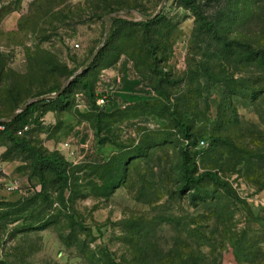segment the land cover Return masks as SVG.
<instances>
[{"label": "rangeland", "instance_id": "374dc122", "mask_svg": "<svg viewBox=\"0 0 264 264\" xmlns=\"http://www.w3.org/2000/svg\"><path fill=\"white\" fill-rule=\"evenodd\" d=\"M127 1L138 10L115 12L104 37L98 0H0V122L72 78L63 101L45 99L9 129L62 156L66 184L46 171L43 186L0 129V264H264V53L237 44L264 51V0H196L229 46L182 0H167L147 33L140 15L161 0ZM103 40L104 55L75 75ZM123 51L144 88L161 85L144 115L95 91ZM205 171L220 183L198 180Z\"/></svg>", "mask_w": 264, "mask_h": 264}, {"label": "trees", "instance_id": "16d2710c", "mask_svg": "<svg viewBox=\"0 0 264 264\" xmlns=\"http://www.w3.org/2000/svg\"><path fill=\"white\" fill-rule=\"evenodd\" d=\"M182 1L192 10V12L194 13L195 18L198 22V25L201 29L211 31L212 34H214V36L222 39V42L225 46H229V40L227 39L226 35L220 33L217 29L216 24H214L212 21L208 20V17L205 14V12L203 11L202 6L200 4H198L196 0H182ZM98 2H99V4L95 5V8L97 9V11H100L101 15L99 17L102 19V21H103V18L105 16L112 14V13H115V12H119L122 10H128L129 12L138 10L136 4H132V3L128 2L127 0H98ZM161 17H162V14H160L159 16L154 18L153 20L143 21V22H141L142 24L141 23H139V24H141L142 30L147 33L149 31L148 30L149 27L152 26L153 24H156L161 19ZM115 19L119 20V21L123 20L120 17H117ZM126 22L127 21H125V23ZM111 32H112V30L110 31V33ZM112 34H113V32L108 37H111ZM143 39L145 40V48L148 51L147 56L151 62L150 65L152 67H155L156 63H157L156 49L152 46L148 37H143ZM107 44H108V41L105 42V45H107ZM237 44L239 46L244 47L246 49V51H248L252 54L264 53V51H262V50H254L249 44H242L240 42H238ZM101 51L99 53L100 57H102L104 55V52H105V51H102V52ZM122 55L128 57L134 63L135 69L138 73H143L138 68L139 63L137 62V60L131 54L124 52V51L118 53L115 56V58L108 65L105 66V68L115 64L117 62V60ZM150 88L154 91V93L159 98L162 97L161 85H155V86L150 87ZM65 92H63L56 99L63 101L65 99V95H64ZM91 96L94 97L93 92H92ZM164 100H165V98H162V101H164ZM44 101L45 100L33 103L25 112L18 115L13 120H10L8 122L3 121V122H0V124L4 125L3 131H5L10 136V138L12 139L14 144L22 147V149L24 151H27L28 153L31 154V159H32L33 165L36 167V169L39 168V171H37L34 175H38L40 177V181H41L43 186L46 185V180H45V172L46 171L53 173L55 178L59 182H61L62 184H66L68 182L67 162L65 161V159L62 156H60L59 154H57L55 152H52L49 154H43L36 147L32 146L27 138L21 137V136H14L9 131L11 126H13L14 124H17L21 121L24 113L35 112L36 107L39 105V103H47ZM157 102L158 101H155V100L140 101V102H137L136 104H133V106L131 108H138L139 109V107H140V111H141L140 115H144V113L146 111L145 109L147 107H153L155 104H157ZM172 115H174L175 122L178 126H180L184 135L186 137H192V134L190 133V128L188 126H186L185 124H183L181 121H179V117L177 116V113L173 111ZM188 162L189 161L186 160L185 165H184L183 169L181 170L184 173V175L188 174V172H189L190 166L188 165ZM206 178L212 180L214 183H220L219 177L217 176V174L215 172L205 171V172L197 175L198 180H203Z\"/></svg>", "mask_w": 264, "mask_h": 264}, {"label": "crops", "instance_id": "0c3cea01", "mask_svg": "<svg viewBox=\"0 0 264 264\" xmlns=\"http://www.w3.org/2000/svg\"><path fill=\"white\" fill-rule=\"evenodd\" d=\"M143 86L144 79L136 71L134 63L128 57L122 55L115 64L103 68L98 74L95 91L111 90L113 100L110 105L123 106L124 104L151 99L153 97L151 94L154 95V91H148ZM258 198L260 203L263 204L264 190Z\"/></svg>", "mask_w": 264, "mask_h": 264}, {"label": "water", "instance_id": "95a60500", "mask_svg": "<svg viewBox=\"0 0 264 264\" xmlns=\"http://www.w3.org/2000/svg\"><path fill=\"white\" fill-rule=\"evenodd\" d=\"M167 0H161V3L157 9V11L155 12L154 15L152 16H145V15H140L141 19L144 20V21H149V20H153L154 18H156L157 16H159L166 4ZM123 14H129L130 12L128 10H124L122 12ZM122 13H114V14H109L107 16H105L103 18V22L105 23V31H104V37L109 33L110 31V28H111V21H110V18L115 15V16H118ZM105 43H104V40L102 41V43L100 44V46H98L94 52L91 54V56L88 58V60L84 63V65L81 67L80 71L75 74V75H78L80 73H82L83 71H85L89 66H91L97 59L100 51L103 49ZM72 82V78H70L68 81H66L63 86L57 90L55 93H52V94H45V95H42V96H39L29 102H27L26 104L20 106V109L18 111H16L11 117H9L8 119L9 120H13L14 118H16L18 115L22 114L23 112H25L33 103L35 102H40L42 100H45V99H50V98H58L63 92L66 91L67 87L71 84Z\"/></svg>", "mask_w": 264, "mask_h": 264}, {"label": "built area", "instance_id": "2783aa9c", "mask_svg": "<svg viewBox=\"0 0 264 264\" xmlns=\"http://www.w3.org/2000/svg\"><path fill=\"white\" fill-rule=\"evenodd\" d=\"M103 103V99L100 100ZM0 129L3 130L4 129V125L0 124ZM27 130V126L22 127L17 133L18 135H23V133ZM200 145L204 146L205 145V141H201Z\"/></svg>", "mask_w": 264, "mask_h": 264}]
</instances>
